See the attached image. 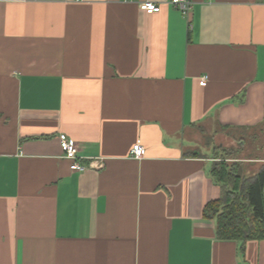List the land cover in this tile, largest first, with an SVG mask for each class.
Here are the masks:
<instances>
[{
  "label": "crops",
  "instance_id": "1",
  "mask_svg": "<svg viewBox=\"0 0 264 264\" xmlns=\"http://www.w3.org/2000/svg\"><path fill=\"white\" fill-rule=\"evenodd\" d=\"M149 1L0 0V264H264L203 218L218 153L264 164V0Z\"/></svg>",
  "mask_w": 264,
  "mask_h": 264
},
{
  "label": "trees",
  "instance_id": "2",
  "mask_svg": "<svg viewBox=\"0 0 264 264\" xmlns=\"http://www.w3.org/2000/svg\"><path fill=\"white\" fill-rule=\"evenodd\" d=\"M216 159L210 177L219 187V198L205 206L203 218L215 223L218 240L236 242L243 253L247 243L264 240V164L248 174L246 164L236 162V158ZM230 159L235 162H227Z\"/></svg>",
  "mask_w": 264,
  "mask_h": 264
},
{
  "label": "built area",
  "instance_id": "3",
  "mask_svg": "<svg viewBox=\"0 0 264 264\" xmlns=\"http://www.w3.org/2000/svg\"><path fill=\"white\" fill-rule=\"evenodd\" d=\"M123 2H134L137 4L140 11L152 15L160 12V4L149 1V0H121ZM166 3L177 7L180 12L186 16L188 15L191 9V3L189 0H165ZM206 82V77L201 78L199 85L204 86ZM59 146L60 150L63 154V157L69 161H71L70 170L72 172L82 173L86 171L88 168L82 165L79 162V158L77 156L78 148L76 144L67 139L65 136L59 137ZM145 156V149L139 143L135 144L130 153V157L134 160H141ZM262 200H263V224H264V186L262 188Z\"/></svg>",
  "mask_w": 264,
  "mask_h": 264
},
{
  "label": "rangeland",
  "instance_id": "4",
  "mask_svg": "<svg viewBox=\"0 0 264 264\" xmlns=\"http://www.w3.org/2000/svg\"><path fill=\"white\" fill-rule=\"evenodd\" d=\"M242 140L244 141L243 149L247 150V152L249 153L247 157H249L250 159H254L256 157H264V127L263 126L257 127L254 130L250 131L249 137L248 135H246ZM224 145L226 144L224 143ZM226 150H228V148ZM229 150L232 151L231 154L234 156L232 157L236 158L237 154L236 152H234L235 150L230 149V148ZM216 156L220 157V153H218ZM239 159L236 160V162H241L243 164H246L244 165L245 172H248V174L251 173L253 171V167H250V166L252 165L255 166L256 163H244L241 159L240 160ZM217 160L218 159H216V161ZM227 162H235V161L230 159V160H227Z\"/></svg>",
  "mask_w": 264,
  "mask_h": 264
}]
</instances>
